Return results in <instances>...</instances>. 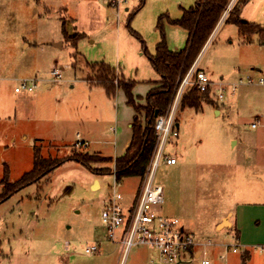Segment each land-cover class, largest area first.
I'll list each match as a JSON object with an SVG mask.
<instances>
[{
  "label": "rangeland",
  "instance_id": "374dc122",
  "mask_svg": "<svg viewBox=\"0 0 264 264\" xmlns=\"http://www.w3.org/2000/svg\"><path fill=\"white\" fill-rule=\"evenodd\" d=\"M193 1L7 0L0 12L1 40L5 41L1 59L6 66L0 79V179L4 164L12 181L28 171L35 146L42 156L63 162L0 201V264H58L45 251L62 250L67 245L71 258L64 264H82L84 246L93 243H101V253L85 255L104 256V250H112L113 256L119 255V264H137L142 257L149 264H162L158 254L145 245H133L124 257L114 252L118 244L105 237L100 217L111 196L114 175L95 174L65 158L76 152L94 154L99 149V143L86 148L73 145L78 127L72 107L86 98L87 85L91 84L86 80L95 83L100 79L95 63L110 67L119 64L125 77L140 83L155 79L158 73L148 57L138 55L143 50L141 40L147 51L153 52L160 40L158 17L165 16L166 35L167 19L179 13V5ZM246 8L247 12L252 8L256 22L264 25V0H249ZM62 22L68 35L82 33L75 44L65 38ZM217 25L200 51L196 67L205 70L213 81L214 96L210 99L217 101L220 114L215 115L207 101L196 110L182 107L180 99L175 112L180 122L178 135L170 136L165 145V151L175 154L178 163L169 166L160 161L157 165L154 181L163 187L164 202L149 208L156 215L181 219L185 233L196 243L209 244L207 248L223 238L210 233L213 220L220 211L231 208L238 230L253 241L251 249L256 252L243 263L240 252L229 251L225 263L264 264V253L259 251V246H264V86L238 83L247 75L257 78L264 74V43L256 33L247 39L226 17L222 16ZM167 28L170 38L176 39L178 32H183L179 26ZM60 41L62 45L52 44ZM54 67L61 71L59 80L50 73ZM31 76L40 78L36 89L14 90L18 78ZM45 81L49 86L42 89ZM220 86L223 96L217 98ZM94 112L95 106H82L78 114L87 117ZM139 115L143 119V113ZM92 164L114 167L102 160ZM95 176L99 187L97 183L91 186ZM143 180L125 176L118 181L117 201L123 210L132 204ZM203 257L186 253L176 264H202ZM211 264L220 263L215 258Z\"/></svg>",
  "mask_w": 264,
  "mask_h": 264
},
{
  "label": "trees",
  "instance_id": "16d2710c",
  "mask_svg": "<svg viewBox=\"0 0 264 264\" xmlns=\"http://www.w3.org/2000/svg\"><path fill=\"white\" fill-rule=\"evenodd\" d=\"M230 1L196 0L193 5L188 8H183L181 17L177 19L168 18V22L181 26L188 33L187 41L180 49H171L168 46L164 31L165 16L160 15L156 24L160 33V40L155 44L153 52L147 51L146 47H144V40H141L144 53L148 57L153 69L160 76L154 82L156 85L147 92L145 103L141 105L135 104L136 96L132 93V88L135 85L133 79L123 77L117 81L118 87H121L124 91L127 103L137 111L131 122V139L126 150L116 157L103 156L98 153L76 152L67 156L65 160H75L85 165L95 174L113 173L115 171L117 181L125 176L143 177L156 145V131L154 127L156 117L157 115L163 114L170 106L182 78L202 50ZM248 1L234 0L225 16L226 20L234 23L238 27L239 33L246 35L247 39L256 33L264 43V25L250 20L243 21L240 15L241 8ZM62 26L65 38L70 40L72 44H75L76 40L82 36L80 32L73 36L68 35L64 27V22H62ZM131 32L140 37L133 29H131ZM95 64L100 71V83L111 94L116 88V85L112 82L113 79H111L115 75L113 67H110L104 62ZM190 88L189 91L182 94V107L188 105L197 110L202 107L203 102H212L210 97L214 96V93L211 87L205 91H199L194 86ZM155 110H157V115H155ZM139 113H143V119L140 118ZM95 160L112 163L114 167H96L92 164ZM62 162L63 160L42 156L40 148L35 146L31 168L24 172L17 180H10L8 169L5 167L4 174L0 179L2 187L0 201H3L21 187L37 181Z\"/></svg>",
  "mask_w": 264,
  "mask_h": 264
},
{
  "label": "built area",
  "instance_id": "2783aa9c",
  "mask_svg": "<svg viewBox=\"0 0 264 264\" xmlns=\"http://www.w3.org/2000/svg\"><path fill=\"white\" fill-rule=\"evenodd\" d=\"M232 2L225 9L223 17L226 16ZM111 3L114 4V1ZM199 56L200 53L197 58ZM197 58L182 78L168 109L156 117L154 126L156 145L143 176L144 180L141 187L137 191L132 204L125 210L121 208L117 201L119 197L116 189L118 181L115 178V171L112 173L114 182L111 196L106 201L100 217L105 237L109 241L121 244L123 257L133 245H145L156 251L162 264H170L182 260L186 253L191 254V250L196 244L194 238L185 233L180 219L166 215H156L151 212L149 206L164 202L163 187L154 181V172L157 165L160 161L165 164H175L177 162V158L173 153L165 151V145L170 136L178 135V129L175 125V112L185 88L191 84L199 91H205L209 87L213 91V81L204 70L196 67ZM50 73L53 75L54 80L61 79V71L57 67L52 68ZM39 79L37 76L19 78L14 85V90L16 92H31L38 86ZM238 83H257L264 86V74L261 73L257 78L247 75L246 78H239ZM235 87L236 84L232 86V91ZM222 90V86L217 88V98L223 96ZM251 125L256 126V123L252 122ZM73 145L75 148H86L89 143L77 133ZM238 247L237 240L232 244H226V249H231L233 252H236ZM83 250L85 254L100 252V248L96 243L86 244ZM259 251L264 253V246H259ZM203 255L205 256V251L200 250L198 256ZM201 261L202 264L210 263L209 258L206 257H203Z\"/></svg>",
  "mask_w": 264,
  "mask_h": 264
},
{
  "label": "crops",
  "instance_id": "0c3cea01",
  "mask_svg": "<svg viewBox=\"0 0 264 264\" xmlns=\"http://www.w3.org/2000/svg\"><path fill=\"white\" fill-rule=\"evenodd\" d=\"M195 1H193L192 3H187L186 6L179 5L181 10L172 19H177L181 17L183 8H188L189 6L193 5ZM6 3H7V0H0V8L2 7V9H0V12L1 10L5 8ZM247 3L242 7L241 16L244 17L246 20L256 22L257 19L255 18L256 16L254 15V11L252 10V8L249 10L251 12L246 11ZM167 25L179 26V25L172 24V23H167ZM167 25H166L165 38H166L168 46L171 49L182 48L187 41V37H188L187 31L181 26H179L183 29V32L179 31L178 37L176 36V39L172 37L170 38ZM217 27L218 25L216 26V28ZM0 30H1V26H0ZM208 42L205 44V46L208 44ZM59 43L60 45H62V41H60ZM4 44H5V41L1 40V32H0V79L3 78L1 75V72H3L6 69V66L3 61L4 59H1V50L4 47ZM205 46L203 47L202 51L204 50ZM138 55L146 56V54L144 53L142 49L139 50ZM115 68L119 70V73H116V75H114V79L112 82L114 83V85H116V88L111 94L106 91V88L104 87V85L100 83L99 80H95L96 82L93 83L90 80H88L89 79L88 78L86 81L90 82L91 84L87 85L88 92H87L86 98L84 100H82L81 98L72 107L77 117L73 119L74 123L77 124V127H78L75 134L79 133L80 136L84 138L85 140H87L89 144L99 143L98 144L99 149H95L94 153H98V154L100 153L103 156H111V157H116V156L121 155L126 150L127 146L129 145V142L131 139V133H132L131 122H132L134 115L137 112L131 105L127 103V98L124 94V91L122 90L121 87H118L117 82L114 81V80L118 81L120 77L121 78L124 77L126 79L128 77H125L123 75L121 66L119 64H118V67L117 65L116 67H113V71L115 70ZM159 77L160 76L158 74V76L155 79L146 80L144 81V83H140L139 80L129 77L128 79H133L135 81V85L132 88V93L134 96H136L135 100H137L139 103L144 104L145 96L147 92L149 91V89H151L153 86L156 85L154 82H156V80H158ZM20 78H23V77H20ZM48 86H49V81L48 82L45 81L42 83V89H46ZM70 86H74V85L72 84ZM209 104H212L213 106L212 109L215 111V115L220 114L221 108L218 106L219 104L217 103V101H213ZM92 105L96 107V112H94L93 115L87 116V117L79 116L78 113L79 112L81 113L82 106L89 108ZM201 108H203V106ZM175 125L177 126V129H178L180 125L178 118L175 119ZM253 127H256V126H253ZM111 129L113 130V132H111ZM54 133L56 135L61 134L60 132L57 133V130H54ZM75 134L74 136H76ZM110 142L113 145V147L110 145ZM111 150L113 153H111ZM175 157L177 158V162L175 164H177L178 157L176 155ZM167 165L171 166L174 164H167ZM4 166L6 167V164H4ZM94 182L98 184V187L100 186V180L97 176L94 177V180L92 181L91 186H93ZM254 199H257V197H254ZM258 199H260V197ZM232 216H234V211L231 208L220 211L218 213V216L213 220L214 225H213L212 230H210V233L214 232V233H218L222 235L223 236L222 240L218 242H214V243L212 242L210 244L211 245L210 248H207L209 244H207L206 242H203V241L197 242L195 246L192 248L191 254H193L196 257H200L198 256L200 253V250H204L206 258H209L208 253L212 255L211 259L209 258L210 260L209 264H211L215 258H217L218 263L226 264L225 261H226L227 255L229 254V251H231V249H228V248L226 249V244H232L236 242L237 240L239 244L238 250L236 252H233V251L232 252L233 253L240 252V257L243 263H245L246 260L250 261L253 255V252L254 253L256 252L255 248L251 249L253 245H250V242H253V241L245 238L242 235V232L238 230L237 228V223H238L237 220L232 219ZM225 219H227L228 224L224 223ZM180 221L182 220L180 219ZM182 225L185 228L184 223H182ZM232 239L234 240V242L230 241ZM113 243L118 244L117 245L118 247L116 248L114 252L122 253L121 244L118 242H113ZM67 244L68 243H66V245ZM98 245L101 247V243H98ZM67 246L66 248H63L62 250L57 249L50 253L49 251H45V252L47 255L50 256L52 261H55V263L64 264L66 261L68 260L70 261V258H71V256H69V253H66V251L68 250ZM101 251H102V248L100 249V253ZM152 251L156 253L155 250H152ZM112 252H113L112 250L111 251L104 250V253H105L104 256H97V254L96 255H85V253L82 251V264H119L120 262L119 255L115 254L113 256ZM221 255H223V257H221ZM137 264H149V263H148L147 258L142 257L138 259Z\"/></svg>",
  "mask_w": 264,
  "mask_h": 264
},
{
  "label": "water",
  "instance_id": "95a60500",
  "mask_svg": "<svg viewBox=\"0 0 264 264\" xmlns=\"http://www.w3.org/2000/svg\"><path fill=\"white\" fill-rule=\"evenodd\" d=\"M232 1H233V0H231L230 3H231ZM222 16H224V13L222 14ZM221 18H222V17H221ZM242 20H243V21H246L245 18H242ZM52 44H54V45H60L59 42H52ZM256 69L259 70L258 67H256ZM155 115H157V110H155ZM94 184H96V182H94ZM94 184H93V185H94ZM224 222H227V220L225 219ZM181 261H182V260H179V261H176V262H173V263H170V264H176V263H179V262H181Z\"/></svg>",
  "mask_w": 264,
  "mask_h": 264
}]
</instances>
